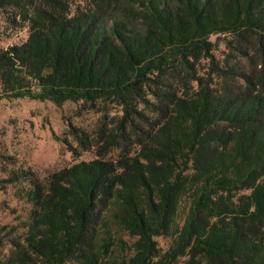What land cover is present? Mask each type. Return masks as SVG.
<instances>
[{"label": "trees", "instance_id": "1", "mask_svg": "<svg viewBox=\"0 0 264 264\" xmlns=\"http://www.w3.org/2000/svg\"><path fill=\"white\" fill-rule=\"evenodd\" d=\"M2 9L28 35L0 48V99L114 103L121 115L99 128V157L41 181L21 168L5 178L31 209L0 264H264V0ZM213 34L230 35L223 64ZM71 133L88 149L83 130ZM113 146L115 158L101 157Z\"/></svg>", "mask_w": 264, "mask_h": 264}, {"label": "rangeland", "instance_id": "2", "mask_svg": "<svg viewBox=\"0 0 264 264\" xmlns=\"http://www.w3.org/2000/svg\"><path fill=\"white\" fill-rule=\"evenodd\" d=\"M28 35L27 25H20L14 20L8 9L0 10V48L19 44ZM230 35L213 34V54L224 63L229 51L227 40ZM234 58L228 61L231 64ZM241 64L246 59L241 58ZM208 69L207 60H202L199 73ZM101 106L102 103H98ZM102 109L90 108L81 101H65L55 104L50 100L32 99L30 97H12L0 99V258L6 260L12 254L11 241L22 238L26 230V222L31 205L21 196L20 184L7 183L5 178L12 171L26 169L41 180L53 171L80 160L99 157L97 132L105 126L112 130L121 115L119 106L114 103L102 104ZM77 127L85 132L82 137L89 141L88 149H83L72 135ZM120 138V144H122ZM133 150L134 144L126 142ZM120 152L113 146L103 153L104 158H115ZM187 203L183 202L179 215L184 216ZM162 248H166L169 240L156 238ZM185 258L177 264H184ZM74 264V263H66Z\"/></svg>", "mask_w": 264, "mask_h": 264}]
</instances>
